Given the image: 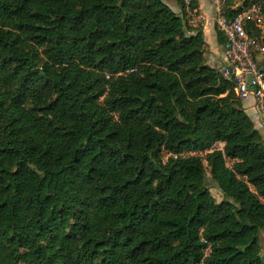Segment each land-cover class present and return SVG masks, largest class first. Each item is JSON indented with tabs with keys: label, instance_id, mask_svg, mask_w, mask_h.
<instances>
[{
	"label": "trees",
	"instance_id": "1",
	"mask_svg": "<svg viewBox=\"0 0 264 264\" xmlns=\"http://www.w3.org/2000/svg\"><path fill=\"white\" fill-rule=\"evenodd\" d=\"M174 1L0 0V264H264V144Z\"/></svg>",
	"mask_w": 264,
	"mask_h": 264
},
{
	"label": "built area",
	"instance_id": "2",
	"mask_svg": "<svg viewBox=\"0 0 264 264\" xmlns=\"http://www.w3.org/2000/svg\"><path fill=\"white\" fill-rule=\"evenodd\" d=\"M215 27L224 38L223 62L215 69L221 78L232 84L236 97L255 124L264 129V0H211ZM188 22L193 27L203 28L205 19L199 14L188 12ZM134 70H127L124 74ZM118 75H123L119 73ZM223 143L217 142L204 153L222 150ZM194 152L182 155H195ZM164 159L171 155L164 152ZM197 155H202L201 153ZM202 242L206 243L203 239ZM210 245L203 250L204 258L209 255Z\"/></svg>",
	"mask_w": 264,
	"mask_h": 264
},
{
	"label": "rangeland",
	"instance_id": "3",
	"mask_svg": "<svg viewBox=\"0 0 264 264\" xmlns=\"http://www.w3.org/2000/svg\"><path fill=\"white\" fill-rule=\"evenodd\" d=\"M163 2L166 3L175 13L180 14L179 7L176 5L174 0H163ZM200 2L204 7H205V5L207 7H209V3L206 0H200ZM210 11H211L210 8L204 10L205 13H211ZM213 18H214V13L212 12V20H213ZM213 22H214V20H213ZM213 25H215V24L213 23ZM211 58H215L216 62L211 63ZM205 60H206V63L213 68H215L217 65H220L222 63L220 49L217 53H211L209 51L208 47H205ZM245 112L247 114H249L248 110H246ZM255 124L256 123H254V127H255ZM257 130H258L259 135H260V140L264 144V129L258 127ZM206 185L209 187L210 192H211L212 196L215 198V200L217 202L221 201L222 195H221L220 191L217 189L215 183H213V181L210 179L209 175H207ZM258 245L260 248V255L264 256V230H260L258 233Z\"/></svg>",
	"mask_w": 264,
	"mask_h": 264
},
{
	"label": "crops",
	"instance_id": "4",
	"mask_svg": "<svg viewBox=\"0 0 264 264\" xmlns=\"http://www.w3.org/2000/svg\"><path fill=\"white\" fill-rule=\"evenodd\" d=\"M209 3V7L205 5V7L201 4L200 0H198V13L199 15L203 16L205 19V26L202 28L204 40L206 43V47H208L209 51L211 53H217L220 49L221 59L223 62V56H222V45L218 44L217 41V29L215 25H213L212 20V12H213V5L211 0H206ZM211 9V13H205V9ZM215 58H211V63H215Z\"/></svg>",
	"mask_w": 264,
	"mask_h": 264
}]
</instances>
